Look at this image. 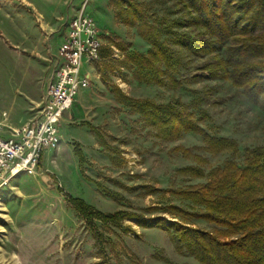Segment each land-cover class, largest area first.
Masks as SVG:
<instances>
[{
  "label": "rangeland",
  "instance_id": "1",
  "mask_svg": "<svg viewBox=\"0 0 264 264\" xmlns=\"http://www.w3.org/2000/svg\"><path fill=\"white\" fill-rule=\"evenodd\" d=\"M110 1L0 0V135L36 115L55 68L64 24L84 2L101 37L112 46L119 42L127 50H148L134 28L114 17ZM133 1L163 31L162 39L179 61L176 78L182 85L136 80L135 67L121 62L124 51L121 59L108 57L95 66V77L63 114L60 134L66 148L40 158L34 173H21L0 195V254L9 264H199L172 240L171 224L203 231L215 226L167 209L169 204L185 210L196 206L166 190L205 181L179 172L198 165L194 154L205 160L200 166L206 173L226 161L243 165L245 149L264 146V113L208 69L225 58L233 42L218 44L212 52L190 53L173 44L175 34L199 40L208 36L190 23L193 14L184 0ZM103 51L109 54L107 48ZM120 66L118 78L114 70ZM116 90L129 99L162 104L199 101L198 108L208 114L201 126L211 135L233 139L238 154L211 153L193 133L175 140L156 137L115 98ZM162 222L165 226L159 227Z\"/></svg>",
  "mask_w": 264,
  "mask_h": 264
},
{
  "label": "trees",
  "instance_id": "2",
  "mask_svg": "<svg viewBox=\"0 0 264 264\" xmlns=\"http://www.w3.org/2000/svg\"><path fill=\"white\" fill-rule=\"evenodd\" d=\"M184 2L193 14L190 23L198 26L208 39L199 40L179 33L173 36V44L190 53H208L218 44L233 42L226 49L225 58L208 66L210 75L228 80L264 113V0ZM110 4L114 17L134 28L149 45L143 53L127 50L116 42L124 51L123 66L135 67V79L140 82L180 87L182 82L176 78L179 61L162 39L163 31L150 21L141 4L133 0H111ZM114 94L120 103L137 113L158 138L175 140L182 134L193 133L202 137L211 153L227 150L238 154L233 139L211 135L201 126L208 114L198 108L199 101L186 104L174 100L162 104L149 98L129 99L119 90ZM175 150L189 155L187 149ZM77 154L80 161L84 160L81 151ZM192 157L198 165L181 168L179 172L204 177L205 181L166 191L193 203L196 208L185 210L169 204L167 209L215 227L212 231H203L172 223V240L199 264H264V146L245 149L243 165L226 161L206 173L200 166L205 160L195 154ZM157 225L165 226L163 222Z\"/></svg>",
  "mask_w": 264,
  "mask_h": 264
},
{
  "label": "built area",
  "instance_id": "3",
  "mask_svg": "<svg viewBox=\"0 0 264 264\" xmlns=\"http://www.w3.org/2000/svg\"><path fill=\"white\" fill-rule=\"evenodd\" d=\"M86 3L72 15L55 55V68L41 99L36 115L24 125L0 135V192L21 173L32 174L47 150H57L62 141L60 125L79 90L86 88L90 77L85 64H98L104 46L100 31L86 12ZM108 34H104L106 38ZM111 57L121 59V50L110 45ZM114 73L121 78V71ZM0 254V264H9Z\"/></svg>",
  "mask_w": 264,
  "mask_h": 264
},
{
  "label": "crops",
  "instance_id": "4",
  "mask_svg": "<svg viewBox=\"0 0 264 264\" xmlns=\"http://www.w3.org/2000/svg\"><path fill=\"white\" fill-rule=\"evenodd\" d=\"M64 26H66L65 24H64ZM65 29L66 28H64V33H63V35H62V37H61V39H60V43H59V45H58V47L60 46V44H61V42H62V40H63V36H64V34H65ZM105 40V41H104ZM106 39H103L102 38V42L104 43V46H103V48H102V50H101V54H100V56H101V59H100V64L103 62H107L108 61V57H111V49H110V43L107 41ZM58 47H57V49H58ZM105 48H107L108 50H109V54L108 55H105L104 54V49ZM118 49H120L119 47H117ZM56 53H57V50H56V52H55V55H56ZM98 63V64H99ZM97 64H86V66H88V68L89 69H85V68H83V72H86L88 75H89V77H90V82L93 80V78L95 77V66H96ZM91 71H93V73H91ZM47 86H48V84H47ZM46 89H47V87L45 88V91H46ZM83 89H85V88H83ZM83 89H81V90H79V92L77 93V95L78 94H80V93H84V90ZM45 93V92H44ZM76 95V96H77ZM76 98V97H75ZM75 100V99H74ZM74 103V102H73ZM73 105V104H72ZM6 135H9V134H6ZM65 147V145L64 144H62L61 145V143H60V146L58 147V152H61L62 151V149ZM66 148V147H65ZM51 151H54V150H47V151H45L43 154H42V156H41V158H43V157H45L48 153H50ZM20 174H18L15 178H17L18 176H19ZM14 178V179H15ZM14 179L12 180V181H14ZM11 181V182H12ZM6 189V188H5ZM5 189H3L1 192H0V195L5 191Z\"/></svg>",
  "mask_w": 264,
  "mask_h": 264
}]
</instances>
